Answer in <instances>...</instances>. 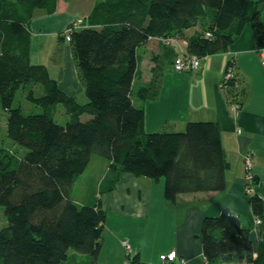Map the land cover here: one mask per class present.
Segmentation results:
<instances>
[{"label": "trees", "instance_id": "16d2710c", "mask_svg": "<svg viewBox=\"0 0 264 264\" xmlns=\"http://www.w3.org/2000/svg\"><path fill=\"white\" fill-rule=\"evenodd\" d=\"M58 2L0 0V106L8 114L9 138L26 150L0 144V206L7 221L0 228V264H77L78 252L87 257L83 264H95L106 211L101 198L81 203L73 197L95 153L109 160L104 191L113 190L122 173L165 177L172 202L225 190L230 162L216 121L146 131L142 102L158 94L161 80L156 68L151 83L137 86L140 49L151 38L172 37L185 42L186 54L202 58L229 51L249 22L264 47V0H101L87 22L68 31L88 97L81 103L45 64L31 61L35 11L53 14ZM241 82L235 73L227 90L240 104L246 93ZM20 89L43 111L15 106ZM60 103L70 116L66 124L55 119ZM85 114L90 118L83 120ZM250 203L262 221L263 198L251 193ZM248 226L228 209L206 216L201 238L207 262L264 264V240L256 250ZM139 258L136 253L132 264H141Z\"/></svg>", "mask_w": 264, "mask_h": 264}, {"label": "crops", "instance_id": "0c3cea01", "mask_svg": "<svg viewBox=\"0 0 264 264\" xmlns=\"http://www.w3.org/2000/svg\"><path fill=\"white\" fill-rule=\"evenodd\" d=\"M77 20L68 0H59L57 11L53 14L38 8L32 21L31 61L46 65L41 59V47L52 43L56 37L64 40V33ZM49 36L54 39L49 40ZM261 48L255 41L251 24L247 23L229 51L202 57L200 69L197 71L177 72L174 69L176 72H173L172 76L162 72V63L170 61L171 67L174 66L178 52L185 51L183 40L154 37L140 49L143 76L136 82L137 86L151 83L156 68L161 80L158 94L151 95L142 102L146 131L183 130L191 121H216L220 126L222 144L230 162L226 171L228 185L225 190L188 193L178 202H172L166 197L165 182L156 183L160 182L161 178L156 180L132 173L120 175L116 186L135 185L138 195L132 196L130 191H127L124 193L127 198L124 199V195L119 192L118 196L114 194L110 205L124 213L122 203L132 204L130 208L135 209L136 214L143 219L146 231L152 219L153 231L157 236L160 233L158 224H163L168 230L165 235L168 234L172 242L159 256L177 250L178 254L187 260V264H200L204 260L208 263L201 238L204 218L218 215L225 209L235 214H247L249 210L253 213L251 193H257L264 201V57ZM66 59L72 71L66 72L60 65L62 70L57 80L66 93L78 98L85 90V83L73 49ZM230 62L234 63V72L242 80L241 87L246 89L238 112L232 110L221 87ZM47 68L49 70L48 66ZM170 70L172 69H167ZM239 129L242 131L238 132ZM247 154H251L253 159L254 183L251 192H248L246 187ZM115 191L117 188L110 192ZM105 204V201L102 202V205ZM258 219L254 215L249 227L252 235L260 232V236H264V215L260 224H257ZM129 240L132 243V237H129ZM132 245L134 247L133 243ZM118 249L119 253L122 252L120 246ZM134 249L135 253L140 252L141 255L144 252V247ZM175 264H181L180 260Z\"/></svg>", "mask_w": 264, "mask_h": 264}, {"label": "rangeland", "instance_id": "374dc122", "mask_svg": "<svg viewBox=\"0 0 264 264\" xmlns=\"http://www.w3.org/2000/svg\"><path fill=\"white\" fill-rule=\"evenodd\" d=\"M68 1L70 2L71 11L75 13L78 19H83L85 23L87 22V17L90 11L93 9L96 3L101 0H68ZM194 31H195L194 28H190L187 31V33L191 34ZM56 38L58 39L56 40ZM56 38L54 39V37L49 36L48 37L49 40L54 39L52 43L49 42L41 47V50L43 49L41 53V59L49 67L50 76L55 79L59 77L60 71L62 70L61 68H59L60 65L63 66L64 71L65 70L66 72L72 71V67L69 65V62L67 61L66 58H67V54L69 55V53L72 52L73 49L72 43L70 41L65 39L63 40L59 37ZM170 68L172 70L167 71V69ZM174 69H175L174 66L171 67L170 61H166L165 63H162V72L164 74L168 73V75L172 76L173 72L177 71L176 69H175L176 71H174ZM177 72H182V71H177ZM241 77L243 76L241 75ZM77 99L81 103H86L88 101L86 89L84 90L82 95L81 94L78 95ZM14 105L21 106L24 112L26 113H33V112L40 113L43 111V108L40 105L32 103L26 100L25 98H22L21 89L16 94ZM57 108L58 109L55 115L56 121L60 124H66L67 121H69L70 116L65 112L64 105L60 103ZM89 118L90 116L88 114H85L82 117L83 120H87ZM7 121H8V114L6 110H4L0 106V144L9 147L12 146L21 151H26L25 148H22L18 144L13 143L12 139L9 138ZM108 167H109V160L95 153L92 156L91 163L89 164L85 172L80 176L73 190V197L78 199L81 203L94 202L97 201L99 198H101L103 203L104 201L106 203L105 205H103L104 206L103 208L106 211V217L104 221L105 233L102 239L101 253L95 264H132L133 257L137 253L134 252L135 251L134 247L137 249L144 247L143 254L141 255L139 252L140 254L139 259L141 264H162V260L160 259L159 256L160 252L165 250L168 247V245H170V243L172 242V240L168 237V234L165 235V232H167L168 230L165 229L162 223L158 224V229H160V233L157 236L153 231V226L151 222L152 219L150 220L148 224V229L146 231L143 219H141L139 215L136 214L135 209L130 208L132 204L129 205L127 203H122L123 205L122 207L125 208L124 213L119 212V210L114 209V207L110 205V202L112 201L114 194H117L118 196L121 193L122 195H124V199H126L127 194H124L125 192L130 191V194L132 196L135 195L137 196L138 190L137 188H135V185H131V187H129L128 185L120 184L115 186L113 190L117 188V191H115L114 193L110 191H104L103 189L106 185V175L108 173ZM161 179L162 180L160 182H156V183L164 184L165 177L164 179L163 178ZM238 215H240L244 225L248 226L250 224V220L254 219L255 214L249 210L247 214L239 213ZM144 216L145 218L147 217V215ZM165 223L170 224L167 221H165ZM6 224L7 221L4 214V207L0 206V228ZM252 236H253L252 239L254 241L255 249L257 250L258 242L260 239L264 240V236H260V232H257L255 233V235ZM129 237L130 238L132 237V243L134 244V247L132 243H130ZM122 238H124L122 240V244L127 239L129 240V243L132 246L131 249L132 251L130 250L131 252H129L131 256L127 253L124 244H123L124 246L123 248L121 244ZM119 246L120 248H122V252L120 253L118 249ZM71 251L75 252L73 250ZM77 255H79V257L76 258L77 264H83V262L87 260L85 254H81L78 252ZM118 256H120L119 263H118ZM200 264H208V263H206V261L204 260L203 263ZM215 264H249V263L244 261L242 263L219 262Z\"/></svg>", "mask_w": 264, "mask_h": 264}, {"label": "built area", "instance_id": "2783aa9c", "mask_svg": "<svg viewBox=\"0 0 264 264\" xmlns=\"http://www.w3.org/2000/svg\"><path fill=\"white\" fill-rule=\"evenodd\" d=\"M83 19H78L77 21L74 22L73 25H76V27L81 26L83 24ZM71 27L64 33L67 36L65 37L66 40L71 41V35H69ZM69 31V32H68ZM262 51V55L264 57V47L261 48ZM263 64H264V60H263ZM200 65H201V58L198 55H194V54H186L185 51H180L178 52L176 59L174 61V67L177 71H197L200 69ZM235 76V72H234V68H229L225 75L224 78L221 82V87L224 89V92L227 96L228 102L230 103V106L232 108V110L234 112H238L240 109V102L238 101H233V99L231 98V96H228V89H230L231 85V81L232 78H234ZM242 130L239 129L238 132H241ZM245 160H246V166L248 169L247 172V183H246V187L248 189V192L252 191V184L254 182V174L252 172V167H253V159L251 154H247L245 156ZM262 221L259 218L257 220V224H260ZM124 246L126 248L127 253L130 255L129 252H131L132 250V246L129 243L128 240L124 241ZM131 250V251H130ZM161 260H162V264H169V263H174L178 260H180L181 264H187V260L184 257H181L177 250H172L166 254H162L160 256Z\"/></svg>", "mask_w": 264, "mask_h": 264}, {"label": "bare ground", "instance_id": "6f19581e", "mask_svg": "<svg viewBox=\"0 0 264 264\" xmlns=\"http://www.w3.org/2000/svg\"><path fill=\"white\" fill-rule=\"evenodd\" d=\"M246 169H247V167H246ZM247 172H248V169H247ZM254 183V182H253Z\"/></svg>", "mask_w": 264, "mask_h": 264}]
</instances>
